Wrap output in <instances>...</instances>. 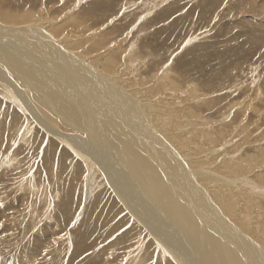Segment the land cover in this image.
<instances>
[{
  "label": "rangeland",
  "instance_id": "rangeland-1",
  "mask_svg": "<svg viewBox=\"0 0 264 264\" xmlns=\"http://www.w3.org/2000/svg\"><path fill=\"white\" fill-rule=\"evenodd\" d=\"M24 30L52 47L35 54L42 59L45 52L47 69L51 52L60 49L65 55H55L57 62L69 58L70 67L79 65L111 88L139 124L175 151L239 242L254 244L255 255L246 257L258 263L256 254L264 253V0H0V44L16 41L14 54L34 60V46H23ZM0 62V264H177L104 173L88 171L87 153L62 136L86 133L37 104L35 117L43 116L51 130L34 120L8 91L10 84L30 95L27 84ZM91 100L111 116L107 104ZM84 114L77 121L91 118ZM119 159L117 169L131 176L142 205L165 229L159 231L165 245L193 256L179 236L174 202H160L161 186L153 188L144 169Z\"/></svg>",
  "mask_w": 264,
  "mask_h": 264
},
{
  "label": "bare ground",
  "instance_id": "bare-ground-1",
  "mask_svg": "<svg viewBox=\"0 0 264 264\" xmlns=\"http://www.w3.org/2000/svg\"><path fill=\"white\" fill-rule=\"evenodd\" d=\"M8 29L10 32L12 31L11 28ZM12 29H14L13 26ZM20 32H22L21 29ZM28 33V31L25 32L24 30L22 33L23 39H21L25 41L24 48L27 45H32L30 47L34 46V51L32 50L34 52V60H30L29 58L23 59V53L21 54V52H18L19 55L14 54L12 47L17 44L16 41L14 44L11 42L10 47L4 45L9 38L5 40L6 43L2 39L3 42L0 44V60L3 64L9 66L15 75H19V79L23 78L20 80L24 81V84H27L25 86L27 91H30V95H25L23 91L17 89L13 91L10 84L8 85L10 88L8 91L11 92L10 94L15 95L21 101L20 103L23 105V108L30 113V116L34 120L42 122L41 124L47 125L49 123L43 121V116L42 118L35 117L33 104H37L39 107L54 113L60 121L67 126H71L75 131L82 130L86 133V138L76 134L75 136L69 135L71 138H69L68 134L62 136L65 141L76 146L82 153H87L90 157V162H86V167L89 172L90 170H95L97 167V169L104 173L105 179L114 188L116 194L121 197L125 205H127L130 214L146 228L150 235L158 238L155 237V240L158 241V249L161 247L165 253L172 254L173 258L179 264H195L194 260H197L196 264H264V253L261 250L256 254L258 263L246 257L248 254H254L252 251L254 244L248 242L249 240H246L248 243L244 242L243 238L242 241L244 244L239 242L240 234H237L236 231L234 232L228 223L221 220V217H219L220 214L217 216L218 213H215L217 211L208 202L209 200L207 201L208 196L206 195L207 197L205 198L202 193L203 189L195 183L191 174H189L190 169L186 166L184 160L178 157L175 151L169 149L166 146L167 144L163 143L161 138L153 133V131L152 135L147 128L139 124V120L132 117L131 113L122 107L120 99L115 97V92L111 88L107 89V86L103 87L88 76L86 77L84 69L82 68V70L79 65L70 67L68 65L69 58L68 61L61 59L59 56H64L65 53L56 47L51 52L52 54H50L52 56L50 61L53 58V64L51 63V68L49 67L47 69L45 66L48 62L44 56L45 52L41 54L42 59H40L37 49H40V51L44 49V51L48 52L52 50V47H50L47 41L40 40L41 37H32L33 35L30 36ZM33 34L35 35V33ZM35 54L39 57L36 58ZM57 54L59 55V62L56 61L55 55ZM34 78H36V81ZM61 83L62 85H60ZM109 86L111 87V85ZM83 92L84 94H81ZM68 96L73 97V100L70 99V105L66 100ZM92 97L98 99L104 106L107 104L112 112L111 116H105V112L103 114L98 106L99 104L92 105ZM87 112L91 114L90 120L85 118L86 120L77 121L81 119V116L85 115L84 113L87 115ZM87 121L93 123L95 128H89ZM51 128L50 125L48 127L49 131ZM52 132L56 136L61 135L60 132ZM118 148L123 149L120 155ZM115 154H118V158L114 161ZM119 158L127 160L129 167L139 165L140 168L144 169V179L151 181L149 185L153 188L161 186L163 195L158 199L160 202L161 200L169 202L170 199L174 202L177 207L175 208V212L179 219L177 221V224L180 226L179 236H184L185 241L187 240L186 242L190 244L188 250L190 249L193 255L191 257L195 258L194 260L192 259L193 261L190 259L191 257L189 258L186 254L176 251L168 243L165 245V240L159 237L162 234L159 231L164 230L165 232V229L161 226L158 218L154 217L153 209H149L150 206L148 207V204L142 205L141 196L136 195L135 190L131 187L129 181L131 176L128 177L125 172H122L123 169L120 171L117 169ZM162 175L168 181L167 184L164 183V177ZM134 180L136 179L134 178ZM140 181H143V179ZM168 228H170V225L166 229L169 230ZM165 234L167 235V233ZM201 238L202 241L199 240ZM224 238L226 240H223ZM168 240H170L169 237ZM230 241L239 246L243 253H240L235 247L233 248V245L231 246L229 244Z\"/></svg>",
  "mask_w": 264,
  "mask_h": 264
}]
</instances>
